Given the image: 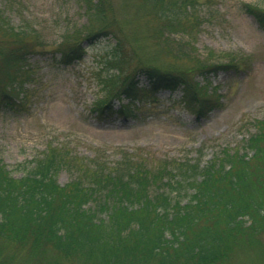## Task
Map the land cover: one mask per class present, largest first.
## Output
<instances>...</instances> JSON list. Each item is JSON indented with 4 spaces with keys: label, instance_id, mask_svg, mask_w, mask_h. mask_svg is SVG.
I'll return each mask as SVG.
<instances>
[{
    "label": "trees",
    "instance_id": "1",
    "mask_svg": "<svg viewBox=\"0 0 264 264\" xmlns=\"http://www.w3.org/2000/svg\"><path fill=\"white\" fill-rule=\"evenodd\" d=\"M76 2L87 21L64 32L52 60L73 65L86 55L84 42L112 37L107 62L117 85L94 110L100 120L144 114L163 92L181 93V102L202 116L223 106L207 80L192 82L189 71L143 65L118 79L124 41L112 0ZM134 3L156 22L140 36L175 59L200 58L191 38L204 22L199 0ZM242 8L264 29L263 5ZM3 10L0 109L25 113L34 90L28 83L36 81L31 60L50 51L35 23L14 26ZM226 64L199 62L196 71ZM116 98L128 101L115 108ZM255 125L239 148L222 147L207 160L159 158L141 148L118 151L114 159L97 151L87 157L65 143L48 145L19 177L0 160V264H232L264 230V120ZM63 170L70 173L65 184L58 180Z\"/></svg>",
    "mask_w": 264,
    "mask_h": 264
},
{
    "label": "rangeland",
    "instance_id": "2",
    "mask_svg": "<svg viewBox=\"0 0 264 264\" xmlns=\"http://www.w3.org/2000/svg\"><path fill=\"white\" fill-rule=\"evenodd\" d=\"M137 1L112 0L124 41L125 61L118 79L143 65L189 71L192 82L202 85L207 80L209 92L222 96L223 106L202 116L181 102V93L163 92L144 114L100 120L94 110L108 97V88L117 85L116 68L107 62L113 54L112 37L84 42V59L64 66L52 60L56 43L67 29L87 21L76 0H0V9L14 26L35 23L50 51L31 60L36 64V81L27 86L34 87L30 110L0 109V160L15 177L50 144L65 143L87 157L97 151L114 159L118 151L141 148L159 158L207 160L222 147L239 148L255 133L257 121L264 120V29L242 5L264 6V0H199L198 13L204 22L191 36L198 60L175 59L161 45L140 36L156 22L141 15ZM199 62L227 64L201 74L196 71ZM114 101L118 108L128 100ZM58 180L67 183L70 173L61 171ZM232 264H264V230L253 244L240 248Z\"/></svg>",
    "mask_w": 264,
    "mask_h": 264
}]
</instances>
